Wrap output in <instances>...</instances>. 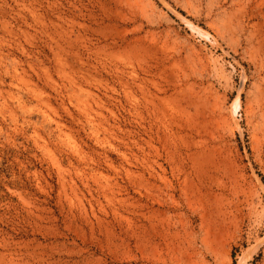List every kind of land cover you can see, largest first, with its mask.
Returning a JSON list of instances; mask_svg holds the SVG:
<instances>
[{
  "label": "rangeland",
  "instance_id": "374dc122",
  "mask_svg": "<svg viewBox=\"0 0 264 264\" xmlns=\"http://www.w3.org/2000/svg\"><path fill=\"white\" fill-rule=\"evenodd\" d=\"M263 103L264 0H0V264H264Z\"/></svg>",
  "mask_w": 264,
  "mask_h": 264
},
{
  "label": "bare ground",
  "instance_id": "6f19581e",
  "mask_svg": "<svg viewBox=\"0 0 264 264\" xmlns=\"http://www.w3.org/2000/svg\"><path fill=\"white\" fill-rule=\"evenodd\" d=\"M176 89H177V88H176ZM176 89H175V90H176ZM179 92H180V91L178 90V93H179ZM191 92H192V91H191ZM196 92H197V91H196ZM178 93H177V94H178ZM177 94H176V95H177ZM174 96H175V95H174ZM175 97H176V96H175ZM197 97H199V96H197ZM190 100H191V99H190ZM191 102H192V101H191ZM202 103H203V101H202ZM169 104H170V103H169ZM195 104H196V103H195ZM195 104H194V105H195ZM263 104H264V103H263ZM169 106H170V105H169ZM201 106H203V105H201ZM201 106H200V107H201ZM203 107H204V106H203ZM201 109H202V108H201ZM170 110H171V109H170ZM198 112H199V111H198ZM198 112H197V113H198ZM261 112H262V111H261ZM200 113H201V112H200ZM174 114H175V113H174ZM196 115H197V114H196ZM203 116H204V115H203ZM202 118H203V117H202ZM195 121H196V120H195ZM189 123H190V122H189ZM176 124H177V123H176ZM188 125H189V124H188ZM194 125H195V124H194ZM198 125H199V124H198ZM188 130H189V129H188ZM165 131H166V130H165ZM164 134H165V133H164ZM167 135H168V134H167ZM177 136H178V135H177ZM167 139H168V138H167ZM163 140H164V139H163ZM180 140H181V139H180ZM191 141H192V140H191ZM167 142H168V141H167ZM170 142H171V141H170ZM199 142H200V141H199ZM194 143H196V142H194ZM197 143H198V142H197ZM200 143H201V142H200ZM200 143H199V144H200ZM165 146H166V145H165ZM184 146H185V145H184ZM191 146H192V145H191ZM193 146H196V147H197V145H193ZM176 147H177V146H176ZM179 148H180V147H179ZM167 149H168V148H167ZM165 150H166V149H165ZM166 151H167V150H166ZM167 153H168V152H167ZM169 154H170V153H169ZM186 155H187V154H186ZM186 155H185V156H186ZM195 155H196V154H195ZM170 156H171V155H170ZM201 156H202V154H201ZM167 157H169V155H168ZM179 157H180V156H179ZM173 160H174V159H173ZM190 167H191V166H190ZM221 168H222V167H221ZM178 169H179V168H178ZM180 170H183V169H180ZM184 171H185V170H184ZM189 171H190V170H189ZM222 171H224V170L222 169ZM178 173H179V172H178ZM183 174H184V173H183ZM186 176H188V175H186ZM184 177H185V176H184ZM210 177H211V176H210ZM211 178H212V177H211ZM211 178H210V179H211ZM182 179H183V178H182ZM184 179H185V178H184ZM212 180H213V179H212ZM184 181H186V180H184ZM187 183H188V182H187ZM185 184H186V183H185ZM212 184H213V183H212ZM234 184H235V183H234ZM201 185H202V184H201ZM183 186H184V184H183ZM196 186H197V185H196ZM198 190H199V189H198ZM203 190H204V189H203ZM185 191H187V190H185ZM182 192H183V191H182ZM191 192H192V191H191ZM196 192H197V191H196ZM206 192H207V191H206ZM187 193H189V192H187ZM187 193H186V194H187ZM197 193H198V192H197ZM194 195H195V193H194ZM197 197H198V196H197ZM199 199H200V197H199ZM201 205H202V204H201ZM204 206H205V205H204ZM209 207H210V206H209ZM203 208H204V207H203ZM210 209H211V208H210ZM212 209H213V208H212ZM204 210H205V209H204ZM206 211H207V210H206ZM206 211H205V213H206ZM203 213H204V212H203Z\"/></svg>",
  "mask_w": 264,
  "mask_h": 264
}]
</instances>
